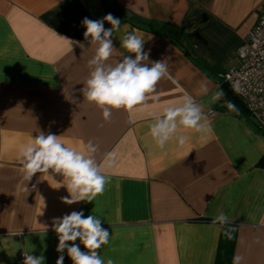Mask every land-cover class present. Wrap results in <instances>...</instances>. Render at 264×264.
Returning a JSON list of instances; mask_svg holds the SVG:
<instances>
[{"label":"crops","instance_id":"crops-1","mask_svg":"<svg viewBox=\"0 0 264 264\" xmlns=\"http://www.w3.org/2000/svg\"><path fill=\"white\" fill-rule=\"evenodd\" d=\"M263 1L0 0V264H19L24 253L56 264L61 253L53 219L72 211L101 218L110 233L98 249L105 262L236 264L239 257V264H264V167L258 166L264 135L253 117L227 107L219 82L239 64ZM109 13L121 21L109 62L133 55L120 42L135 32L149 61L168 59V74L156 86L158 103L113 110L106 122L82 93L95 52L82 21ZM167 25L190 37V56L159 33L157 26ZM213 65L215 73L208 68ZM218 91L223 96L213 101ZM185 93L203 106L212 131L201 139L181 129L189 142L181 148L173 139L161 149L150 135L149 113L160 114ZM41 131L78 150L93 141L102 165L115 153L114 166L102 167L110 182L94 201L63 203L68 192L57 184L59 175L23 180L19 147ZM221 212L229 222L213 224ZM63 255L64 264H73L66 250Z\"/></svg>","mask_w":264,"mask_h":264},{"label":"clouds","instance_id":"clouds-1","mask_svg":"<svg viewBox=\"0 0 264 264\" xmlns=\"http://www.w3.org/2000/svg\"><path fill=\"white\" fill-rule=\"evenodd\" d=\"M105 21L111 28L104 27ZM120 23L111 13L100 20L85 17L82 21L86 28L84 39L89 40L90 45H95L94 55L87 62L90 71L83 83L82 93L84 99L102 111L106 122L111 119L113 110L131 112L136 108H147L149 101L158 103L160 96L156 93V86L168 74V59L149 61V52L144 51L145 40L135 32L125 34L120 42V46L133 55H125L114 64L109 62L115 50L113 33L119 30ZM64 39L71 45V40ZM207 91L206 86L201 87V92ZM222 96V91L216 92L213 101ZM226 104L230 110H236L231 101H226ZM149 114L153 117L149 125L150 135L161 149L173 139L181 148L187 144L190 136L181 134V129L185 132L192 130L201 139H205L212 131L203 106L187 93L177 102L163 107L160 114ZM98 148L97 144L89 140L83 149L78 150L67 146L60 136L41 131L29 143L19 147L18 158L22 164L23 180L30 181L37 173L51 176L52 179L59 175L62 182L57 184L65 187L68 192L67 197L61 198L63 203L71 205L81 201L92 202L110 182V177L103 173L102 167L115 164V153L106 154L103 165L98 162L95 158ZM228 222L229 217L223 212L212 221L213 224L221 225ZM52 228L59 241L56 251L61 253L56 264H64L65 250L73 264H114L110 258L105 262L98 252L110 238L109 231L102 227L98 216L85 217L83 211H72L54 218ZM225 236L231 239L232 233L226 231ZM77 240L79 244L75 243ZM81 245L85 250H81ZM44 259L43 256L24 253L23 264H44ZM240 259L236 258V264H239Z\"/></svg>","mask_w":264,"mask_h":264},{"label":"built area","instance_id":"built-area-1","mask_svg":"<svg viewBox=\"0 0 264 264\" xmlns=\"http://www.w3.org/2000/svg\"><path fill=\"white\" fill-rule=\"evenodd\" d=\"M223 82L233 95L244 103L264 135V1L257 14V22L250 28L239 50V64L227 68ZM24 254L19 264H23Z\"/></svg>","mask_w":264,"mask_h":264},{"label":"trees","instance_id":"trees-1","mask_svg":"<svg viewBox=\"0 0 264 264\" xmlns=\"http://www.w3.org/2000/svg\"><path fill=\"white\" fill-rule=\"evenodd\" d=\"M129 17L130 19L135 20L133 16H129ZM157 28L160 34L166 35L169 38H171V40L175 42L183 50V52L186 55L190 56V50L192 48V43H191L190 37L184 32V30H182L181 28L172 26V25H167L166 29H163L160 26H157ZM208 68H209V71L213 73H215L218 70L217 67L214 65ZM219 82L222 85L230 101L236 106V110L234 111V113L241 118L251 119L252 116L246 109L242 100L236 97L235 95H233L231 91L228 89V87L223 82L221 81ZM258 166L264 167V155L260 158L258 162Z\"/></svg>","mask_w":264,"mask_h":264}]
</instances>
